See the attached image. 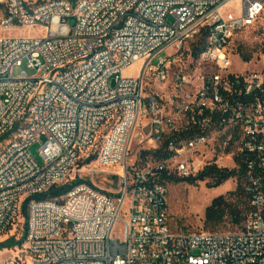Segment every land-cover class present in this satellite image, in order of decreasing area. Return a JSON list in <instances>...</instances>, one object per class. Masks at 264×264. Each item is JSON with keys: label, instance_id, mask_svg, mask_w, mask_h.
<instances>
[{"label": "built area", "instance_id": "obj_1", "mask_svg": "<svg viewBox=\"0 0 264 264\" xmlns=\"http://www.w3.org/2000/svg\"><path fill=\"white\" fill-rule=\"evenodd\" d=\"M234 1L240 13H225ZM263 9L264 0H6L0 31L43 32L0 35V240L18 232L29 199L22 249L0 264H264V67L236 71L229 52ZM25 61L37 74L14 76ZM140 61L137 76L124 74ZM41 137L43 165L30 153ZM158 149L163 157H143ZM90 163L121 168L117 194L79 181L62 202L36 198ZM209 166L244 174L243 228L174 229L164 175Z\"/></svg>", "mask_w": 264, "mask_h": 264}, {"label": "rangeland", "instance_id": "obj_2", "mask_svg": "<svg viewBox=\"0 0 264 264\" xmlns=\"http://www.w3.org/2000/svg\"><path fill=\"white\" fill-rule=\"evenodd\" d=\"M240 7L241 2L234 1L224 8V12L237 15L240 13ZM5 8L6 0H0V18L4 14ZM252 25L253 26L240 31L229 46V52H233V69L236 71L264 67V9ZM42 32L41 29L37 28L17 27L9 31L1 30L0 35L24 37L39 35ZM239 45L250 47L253 50V58L249 62L243 61L239 53H237ZM167 52L173 53L174 49L168 48ZM142 65V61L137 62L125 69L124 74L127 76H137ZM23 72H26L29 76H35L37 74L36 69L29 67L27 61L21 66H16L13 70V75L20 76ZM42 141H44V137L39 138L38 141L30 147V153L40 165H43V159L39 152ZM153 159V157H149L147 160L152 161ZM112 173L121 175L122 170L116 165L99 167L96 163H90V165H80L73 179L87 181L107 193L117 194L121 189V183L119 177ZM208 182L209 180L207 179L197 180L194 183L186 180H179L172 181L168 184L170 223L174 229L181 227L192 231L207 230L204 228L206 207L211 203L214 197L235 190L238 183H241V180L238 176H235L217 187H209ZM241 227L233 226L226 222L215 231H238L241 230ZM21 231L22 229L19 228L17 233H10L0 240V261L10 259L20 253L22 244H18L17 238L20 236ZM8 242H15V245L7 246L6 244H8Z\"/></svg>", "mask_w": 264, "mask_h": 264}, {"label": "trees", "instance_id": "obj_3", "mask_svg": "<svg viewBox=\"0 0 264 264\" xmlns=\"http://www.w3.org/2000/svg\"><path fill=\"white\" fill-rule=\"evenodd\" d=\"M207 34L202 35L197 40L195 44L196 48L194 50L195 55L200 51L206 43ZM264 52V48H263ZM237 53L243 61L249 62L253 58V50L250 47L239 45L237 48ZM148 154H152L154 158H161L164 156L163 150L158 149L152 152H145L143 157L146 158ZM238 176L241 180V183H238L237 188L233 191H229L227 194H221L212 199L211 203L206 207L205 210V219H204V228L205 231L216 232L215 230L221 227L224 223H230L233 226H242L246 221L248 215L252 211V205L250 202V197L244 187V174L238 173L235 169H218L216 166H209L200 174L195 177L180 178L178 175L172 173L169 175H164L162 179L163 182L169 184L172 181L186 180L191 183H194L197 180H209V187H217L228 181L229 179ZM79 181L77 179L68 180L62 184L55 185L50 188L46 193L36 196L37 199H51L57 200L59 202L63 201V197L66 192L74 187ZM28 201L26 200L23 206V217L22 222L19 226L22 229L20 234V239L17 241L18 244H22L24 236L27 231V217H28ZM18 228V231H19ZM176 229L187 230L185 228L178 227ZM203 230V229H202ZM192 231V230H189ZM198 231V230H197ZM16 242V241H15ZM15 242L6 244L7 246L15 245Z\"/></svg>", "mask_w": 264, "mask_h": 264}]
</instances>
